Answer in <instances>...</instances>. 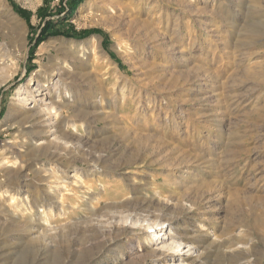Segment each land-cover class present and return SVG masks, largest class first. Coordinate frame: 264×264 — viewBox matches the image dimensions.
<instances>
[{"label":"rangeland","instance_id":"rangeland-1","mask_svg":"<svg viewBox=\"0 0 264 264\" xmlns=\"http://www.w3.org/2000/svg\"><path fill=\"white\" fill-rule=\"evenodd\" d=\"M70 2L0 0V58L18 64L0 86V130L11 108L20 109V91L29 86L41 98L37 74L60 62L70 85L89 94L77 111L94 113V135L126 133L149 148L156 147L149 137L170 141L157 155L163 169L150 158L135 165V145L116 152L96 175L106 188L102 205L131 194L129 171L145 182L144 193L170 206V216L186 208L173 228L184 225L180 232L200 244V264H264V0H83L73 11ZM54 28L76 37L51 34ZM10 38L23 41L9 47ZM9 138L6 129L0 133V152ZM117 165L125 170L113 172ZM84 214L69 218L79 222ZM9 230L0 233V264H32L37 256L38 264H114L122 251L128 264H149L145 240L132 235L104 250L102 238L74 227L43 249L7 241Z\"/></svg>","mask_w":264,"mask_h":264},{"label":"bare ground","instance_id":"bare-ground-1","mask_svg":"<svg viewBox=\"0 0 264 264\" xmlns=\"http://www.w3.org/2000/svg\"><path fill=\"white\" fill-rule=\"evenodd\" d=\"M22 41L23 38H10L9 47ZM6 55L0 58V69L8 73L0 75V86L8 82L18 69V64L8 60ZM81 59L83 63L86 62L84 58ZM56 62L53 61L50 70L46 71L49 77L47 73L43 75L40 72L35 79L36 83L42 85L37 91L43 96L37 98L36 91L26 86L20 91L15 105L20 109L11 108L3 129L10 138L3 143L0 152V233L4 235L7 229L13 228L9 230L7 241L26 247L39 243L43 249H51L54 237L65 235L76 227L77 230L91 231L93 240L102 238L104 250L118 243L119 237L132 235L135 241L145 240L148 257L144 260L149 264H169V258L175 257H179L181 263L190 260L188 264H200L203 261L200 244L188 240L180 232L186 228L183 224V228L180 225L176 230L173 228L174 223L183 221L188 215L186 208L182 209L181 216H170V206L161 200L156 202L155 197H150V192L144 193L145 182L129 178L131 172L125 173L129 175L127 179L131 182V194L123 200L109 199L102 205L101 193H105L106 188L96 175L104 170L116 152H129L135 145V165L150 158L149 165L163 169L166 160H161L157 155L170 141L149 137L148 141L156 142L155 148H149L126 133L108 130L112 133L94 135L91 123L94 113L77 111L78 99L84 95L82 101L86 102L88 92L74 89L67 81L70 74L65 70V65ZM82 79L91 82V74L83 75ZM42 87L46 88L45 92L41 90ZM81 127L86 135L78 134ZM217 166L214 160L211 161L210 168L214 167L211 175H218L215 170ZM124 170L122 166L112 168L113 172ZM95 177L96 185L91 180ZM138 191L141 196L137 195ZM194 192L198 193L199 190L194 189ZM188 194L185 192L182 198H189L191 195ZM66 195L75 196L78 203L68 204ZM78 211L85 213L82 220H70L69 216ZM54 218L63 219V224L54 225ZM158 227L161 229L158 230ZM184 249H187L185 253ZM125 256L126 253L122 251L114 259V264H128L130 261L126 262ZM40 259L37 256L32 264H38Z\"/></svg>","mask_w":264,"mask_h":264},{"label":"trees","instance_id":"trees-1","mask_svg":"<svg viewBox=\"0 0 264 264\" xmlns=\"http://www.w3.org/2000/svg\"><path fill=\"white\" fill-rule=\"evenodd\" d=\"M70 1H71L70 3L72 4L70 7V11H73V10H76L78 8V6L81 4V2L83 0H70ZM46 27L48 29H51L54 26H52L51 22H47ZM91 32H97L98 33L99 30H93ZM51 34L63 35V36L68 37V38H75L76 37V34L73 32L63 30V29L58 30L57 28H54Z\"/></svg>","mask_w":264,"mask_h":264}]
</instances>
